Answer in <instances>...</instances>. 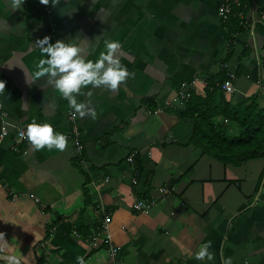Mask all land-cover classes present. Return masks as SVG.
Returning a JSON list of instances; mask_svg holds the SVG:
<instances>
[{
    "label": "crops",
    "instance_id": "0c3cea01",
    "mask_svg": "<svg viewBox=\"0 0 264 264\" xmlns=\"http://www.w3.org/2000/svg\"><path fill=\"white\" fill-rule=\"evenodd\" d=\"M220 2L24 0L13 9L0 0V255L21 264H77V256L112 264L104 246L85 240L103 206L120 247L115 264H264V157L235 165L202 153L175 99L182 82L196 80L192 95L204 96L229 71V107L254 98L264 110V0H231L244 18L227 21ZM44 35L80 44L92 60L105 41L120 42L132 75L115 91L88 85L77 96L92 101L95 118L74 117L47 77H34V41ZM33 119L66 134L67 147L36 149L23 136L15 149ZM214 120L239 130L220 113ZM144 199L149 206L137 211ZM206 241L214 259H195Z\"/></svg>",
    "mask_w": 264,
    "mask_h": 264
},
{
    "label": "clouds",
    "instance_id": "9594fccd",
    "mask_svg": "<svg viewBox=\"0 0 264 264\" xmlns=\"http://www.w3.org/2000/svg\"><path fill=\"white\" fill-rule=\"evenodd\" d=\"M23 2L24 0H12L11 7L13 9L21 8ZM49 2L50 0H41L43 4ZM55 2L56 0H51L52 4ZM34 44L39 48L41 57L35 64L34 77L37 79L47 77L49 83L68 101L74 110V117L78 115L81 118L85 116L95 118L96 116L91 100L78 102L77 96L82 94V88L88 85L104 86L115 91L122 82L132 75L127 66L121 62V56L124 53L121 51V44L118 40L105 41V51L101 52L95 60L87 59L82 55V46L69 39L67 41L57 39L53 42L50 36L44 35L42 38H37ZM4 88V81L0 80V92ZM87 95L91 96V92H88ZM23 135L36 149L47 148L48 150L63 151L68 144L66 134L54 131L53 126L46 121L37 122L33 119L25 126ZM261 191L264 192V189ZM257 199H259V194ZM210 248L211 241L201 243L195 252V259L212 261L214 254ZM3 259L6 264H20L15 255H8ZM76 262L85 264V258L77 256ZM223 264H233L232 258L225 257Z\"/></svg>",
    "mask_w": 264,
    "mask_h": 264
},
{
    "label": "trees",
    "instance_id": "16d2710c",
    "mask_svg": "<svg viewBox=\"0 0 264 264\" xmlns=\"http://www.w3.org/2000/svg\"><path fill=\"white\" fill-rule=\"evenodd\" d=\"M222 3L221 0L219 4ZM230 8L232 11L236 10L232 5ZM225 79H219V84L212 86L211 93L204 96L191 95L185 104L187 110L180 112V116L193 122L191 138L202 153L217 156L222 161L235 165L247 159L264 157V110L258 109V99L254 98L240 100L229 107V103L225 101V96L229 95L224 96L221 90ZM217 113L239 126L236 135L228 133L214 120Z\"/></svg>",
    "mask_w": 264,
    "mask_h": 264
},
{
    "label": "built area",
    "instance_id": "2783aa9c",
    "mask_svg": "<svg viewBox=\"0 0 264 264\" xmlns=\"http://www.w3.org/2000/svg\"><path fill=\"white\" fill-rule=\"evenodd\" d=\"M223 3L218 7V15L222 19V21H227L231 16L239 17L240 19H243L244 16L240 11H232L231 1L229 0H222ZM245 24L246 18H245ZM224 69V68H223ZM234 73L233 72H227V78L223 81L221 84V90L225 94H231L234 91L233 86V80ZM196 80L188 82H182L181 85L177 88L175 93V99L178 100L180 104H186L189 99L191 98L192 91L195 88ZM72 119V118H70ZM5 132H2L4 134ZM70 134L73 137L74 141L76 142V152L79 153L82 149V145L80 143L79 139V131L77 127L74 125L70 129ZM23 132L19 131L16 136L14 137V145L15 148L18 147L21 139L23 138ZM136 152L131 153L128 156V161L130 163L134 162V155ZM150 204L149 199L144 200H138L135 202L134 207L137 211H144L147 209V207ZM97 215L100 218L99 226L96 228L95 232L91 235H88L85 240L91 247H100L104 246L105 252L107 254L108 259L112 262V264H115V261L117 259V255L120 251V247L114 243L113 241V235L110 229V213L103 207L99 206Z\"/></svg>",
    "mask_w": 264,
    "mask_h": 264
},
{
    "label": "water",
    "instance_id": "95a60500",
    "mask_svg": "<svg viewBox=\"0 0 264 264\" xmlns=\"http://www.w3.org/2000/svg\"><path fill=\"white\" fill-rule=\"evenodd\" d=\"M3 257H5V256H2V255H0V260H2L3 259ZM20 262V261H19ZM20 264H21V262H20Z\"/></svg>",
    "mask_w": 264,
    "mask_h": 264
},
{
    "label": "rangeland",
    "instance_id": "374dc122",
    "mask_svg": "<svg viewBox=\"0 0 264 264\" xmlns=\"http://www.w3.org/2000/svg\"><path fill=\"white\" fill-rule=\"evenodd\" d=\"M16 149V148H15ZM133 180V179H132Z\"/></svg>",
    "mask_w": 264,
    "mask_h": 264
}]
</instances>
